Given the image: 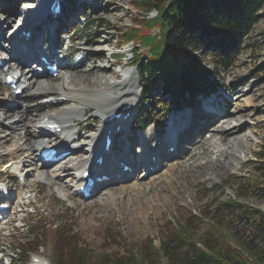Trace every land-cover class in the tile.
Masks as SVG:
<instances>
[{
	"label": "rangeland",
	"instance_id": "1",
	"mask_svg": "<svg viewBox=\"0 0 264 264\" xmlns=\"http://www.w3.org/2000/svg\"><path fill=\"white\" fill-rule=\"evenodd\" d=\"M40 1L41 0H0L1 47L7 44V41L12 33H14L15 28H21V25L24 22V19L28 16L30 10L36 8ZM67 1L68 0H66V10L69 12L70 9L67 6ZM71 1L72 0H69V2ZM74 1L77 5L85 3V7L89 6V11H86L88 12L87 19L83 21L78 18V20L81 21V24L76 26L78 28L77 33L72 35L70 33L69 37L66 36L61 38V40L66 43V47H72L70 55L65 54L66 60H68L66 66L60 70V73L54 79H51L49 76L37 79V85L47 84L52 85V88L62 86L60 85L61 80H65L68 83L70 75H72L75 70H79L76 71L79 77H75L77 79H75V84H73L76 85V81L80 77L85 78V81L81 78L82 83H87L90 78V76L86 74L87 69L90 66L98 65L105 68L107 71L112 69L113 72L117 73L115 78H112V75L109 74L101 75V77H104L102 79L109 78V80L117 83L123 82L125 77L123 74L120 76V70L121 73H124L125 70L136 72L137 86L133 88V91L134 96L137 99V91L140 95V89L137 90V87L139 88V86H141L143 80L141 79L139 70L134 68L131 64V54L129 53L121 59H111L112 61L109 59L111 52H120L126 49H131L132 47L136 53H148L147 47L143 46L138 41H135L126 47H119L116 49L119 40L118 31L131 27L137 16L136 11L132 8V2L134 0ZM20 11L21 13H19ZM80 12H83V10H80ZM259 15V21L254 25L248 37L243 40L241 51L235 57L229 58L226 61H220L212 51L195 53L199 65L208 72V75L211 74L209 75L210 80L214 83L220 82L222 87H227L229 89L231 92L230 97H232L230 101H233L234 93L240 90L243 93V97L238 101V105L244 109V102H253L252 104L258 108V112H256L257 119H253L250 121L251 123H248L249 129L253 131L252 137L256 142L247 153L240 155L238 163H233L232 167H226L224 166L225 161L220 158L215 168L212 170H206V175L204 177H199L197 175L199 171L198 169L193 168L190 169L189 172L187 171L189 170V166H192V161L189 160L190 154L198 151L200 148L201 136L207 135L206 130L203 129L204 126L199 130V124L201 122L204 123V125H207L211 121L207 114L204 113L207 118H205V121L202 119L199 123L197 121L194 122V125L192 126V137L186 141V144L183 145L184 147H181L178 152L173 155L174 158L173 156L169 157V160L172 159L164 162L159 172L149 175L147 181L141 182V178L139 181L136 176H131L125 178L121 182H117L116 184H104L100 187L98 195L96 194L91 200L83 201L78 197L72 196L71 191L69 199L61 200L58 197L59 195L56 190V184L47 187L45 183L36 182L35 178L33 179L31 176L26 178L24 183H22V179L18 180L15 185H9L17 190V198L12 205V207H14V214L10 217L9 222L11 223L3 225L0 228V251L2 253L0 264H5V260H13L14 264H17L16 261L21 255L19 249L22 252L24 249H32V245H29L28 243L33 242L35 239L38 240L39 246L36 250L29 251L28 263L30 262L31 257L38 256L44 258L48 264H56V258L54 259L55 254H57V252L54 251L57 247L55 246V231L58 229L72 230L73 233L77 234L78 237L85 242L96 258H100L104 255L123 254L126 246L129 244H132L136 249H139L148 238L153 239L154 245L157 247L161 242L162 231L167 226V222L174 225L176 223L178 224L182 217H186L191 212L195 216H199L202 214L204 204L213 198L225 199L233 197L235 195V189L231 187L232 179L242 175L251 176L254 168L258 167V163H256L257 153L259 149L264 146V83H262L259 78L261 76L264 77V8L260 11ZM154 16L155 12L149 14V17L151 18ZM98 20H100L102 24L108 23L109 27L102 29L99 28L100 30L98 31V27L94 28V25H92L93 21L97 22ZM43 21L42 18V22ZM151 32L153 35L156 31L152 30ZM102 40H106L107 42L100 44ZM40 41L41 38L40 40H37L38 43H40ZM77 49L80 50L78 51ZM1 51V53H6L8 51L7 46L3 47ZM64 53V51L61 52L63 57ZM32 55L34 56V61H36L35 55ZM3 57L5 56L3 55ZM116 60L119 61L117 62V65H120V68L111 65L112 62ZM167 60L171 65L172 61L169 59ZM9 61L7 62V65L12 66L11 64L9 65ZM80 61L83 62L82 65L80 64ZM161 61L164 63L166 62V60ZM39 68L41 69V66H39ZM107 75L109 76L107 77ZM3 79L4 75L0 72L1 109H5V106H8V104L13 102L12 95L7 97V99L3 98L6 94ZM31 83H33V81H31ZM35 86L36 85H34V87L29 90L28 94L24 95L22 99H17L18 106H20V109H18L20 111L25 112V110L28 109L32 115H38V113H40L38 110L35 111V107L40 106L39 104L41 103L44 104L46 102V97L39 99L36 98V96H31L35 97V100H29L31 97L27 98L28 95H33L34 90L36 89ZM120 86L110 87L106 91L107 94L114 96L115 93L120 94L121 91H123V88H128V90L130 88L129 84L127 85L128 87H126V85ZM247 91H249V93H247ZM58 92L59 91L55 90L50 95L56 104L46 105L45 110L40 113L41 116H35L37 122L44 114H46V112L55 113L69 104V101L65 102L67 104L58 102L60 100ZM152 92L155 93V90ZM208 99L210 98L208 97ZM167 102L168 100H166V103ZM199 102H202V100ZM140 104L141 103H139V105ZM200 105L201 103H199L198 106ZM146 108L147 106H144L141 112L139 110L136 116L134 114L135 120L134 116L131 120V122L134 120L132 125L136 129L140 128L142 119L148 116V113L145 112ZM152 110L154 111L152 113V118L156 121H161L160 111H158V109L154 110L153 108ZM1 112L2 110H0V113ZM246 112L250 115H254L251 109ZM217 113H220V111ZM93 114V109L86 111V113L78 118V120H75L74 122L68 121L65 125L73 128L70 131L73 134L77 127V123L78 125L80 124L81 127L85 126L90 128L92 131L97 127L100 121V119H90ZM199 115L200 114L196 116ZM11 120L12 117L6 118L5 122L7 123H4V125L8 124ZM158 127L160 128V126L154 128L158 130ZM151 128L152 127L149 129ZM3 131L7 130L3 129ZM130 133L132 138L133 136L136 137L140 135V133L134 129L130 130ZM76 136H78L77 138L80 140L84 139L86 136L85 131L80 132ZM195 137H197V140ZM13 140L14 138L4 145H0V179H3L7 184H11V177L13 176L11 172L13 171L15 164L17 165V160L24 157L23 155L25 153V151H22V153L17 152L18 155H9L8 153L9 156H7V153L4 150L11 146ZM120 141L121 139L116 142L115 147L117 150L120 146H123ZM164 146L165 145H163V147ZM191 148L193 151L189 152ZM83 155L84 153L78 154V156ZM115 155L119 157V154ZM32 156L35 158L37 152H34V155ZM76 156L74 158H76ZM29 160L30 159H27V161ZM66 161L67 160L61 161L60 164L56 166L48 167L46 169L48 170L47 172L53 173L55 170L57 171L62 164V168H64ZM145 161V163H149L148 159ZM169 166L175 168V173L172 176H169ZM179 173H182L181 179L177 177ZM129 183H135L140 189L126 190L125 192L116 194V196L108 197V199L104 201L107 198V194L110 193L111 188L121 187L122 185ZM222 183L226 184L223 191L219 193V195L212 193L216 187ZM62 184L67 188L65 181H63ZM204 187L211 191L209 193V198H205V193L199 191ZM164 188L165 191L162 190L160 192V189ZM155 192L157 195L154 194ZM28 196L31 197L29 202L26 201ZM27 202L31 205L32 209L35 210V215H29L30 206H27ZM240 202L244 206H248L247 210L249 211L253 212L258 209L264 211V203L253 194L242 199ZM215 219L210 217L209 222L206 220L199 225L196 230V240L198 243H200L206 231L210 228L209 224H212ZM245 220L247 219L243 218L241 220L236 216L228 215L223 218V230L226 232L225 234L231 237L230 239L236 247H240L241 244L250 241L255 230L252 225V220L248 221L247 224L245 223ZM12 223L13 226L14 224L18 225L20 223L27 224L29 228H31V233L27 235L26 229L14 230ZM243 225L246 226L245 231L243 230L239 232L242 238L241 241L238 242L235 240L232 232L238 229L239 226ZM39 226H43L38 231L41 234V237H36L37 235L34 230ZM106 230H110L112 233H120L121 240L119 244H111V242L106 239ZM21 247L24 248L21 249ZM56 251L58 250L56 249Z\"/></svg>",
	"mask_w": 264,
	"mask_h": 264
},
{
	"label": "trees",
	"instance_id": "2",
	"mask_svg": "<svg viewBox=\"0 0 264 264\" xmlns=\"http://www.w3.org/2000/svg\"><path fill=\"white\" fill-rule=\"evenodd\" d=\"M132 8L137 16L131 27L118 31L119 42L138 41L147 47L148 53H135L134 60L143 80V100L153 108L157 100L165 106L163 101L168 100L167 94L172 98L184 94L185 99L194 97L197 102V96L204 95L201 92L214 90L208 72L199 65L195 53L212 51L220 61L238 55L243 40L259 21L264 0H134ZM151 12L156 14L152 18L149 17ZM92 25L98 27L97 30L109 27L100 20ZM152 30L157 34L152 35ZM163 48L165 63L159 55ZM178 58L186 60L188 66L176 74L169 70L167 59L175 67ZM259 78L264 83V77ZM172 104L180 107L178 99ZM147 113L152 118V114ZM147 124L145 117L141 126L144 128ZM256 163L258 167L251 176L232 179L233 197L213 198L204 204L199 216L191 212L178 224L167 222L157 247L153 239L148 238L139 249L129 244L123 254L96 258L72 230L58 229L55 231L56 264H264V211H249L248 206L240 202L253 194L264 203V146L257 153ZM225 187L222 183L212 193L219 195ZM199 191L209 198L210 189L204 187ZM226 215L245 218L246 224L252 220L255 230L250 241L240 247L233 245L231 237L223 230ZM210 217L216 219L198 243L196 230L204 221L209 222ZM244 225L232 232L238 242L242 238L239 232L245 231ZM42 227L34 230L36 237H41L38 231ZM105 237L115 245L121 240L120 233L110 230H106ZM28 244L33 248L21 251V263L27 262V252L39 246L37 239Z\"/></svg>",
	"mask_w": 264,
	"mask_h": 264
},
{
	"label": "bare ground",
	"instance_id": "3",
	"mask_svg": "<svg viewBox=\"0 0 264 264\" xmlns=\"http://www.w3.org/2000/svg\"><path fill=\"white\" fill-rule=\"evenodd\" d=\"M44 1L45 0H41L39 2V5L36 8H33V10L30 12L31 15L35 14L37 11L42 10L41 7H43ZM59 4H60V16H66L68 13V11L66 10V0H60ZM67 6H68V1H67ZM19 13H21V11ZM43 16L44 14L37 13L32 17V19H30V21L36 22L39 19L43 18ZM25 20L26 18L24 19V21ZM29 25L30 22H27L24 25L22 24L21 28L18 27L15 28L14 33H12V35L9 37L7 44L5 45L7 46L8 49L6 53L5 52L1 53L3 51V50L1 51V49L5 46L3 47L0 46V61L2 60L3 62L4 60H7L8 56L10 59L15 57L21 60L18 65L17 64L14 65L12 62H9V65L11 64L14 66H8V68H4V65L0 64V72H4L5 76L11 73L17 74L18 78L26 77V75H28L26 72L21 71L22 70L21 63L32 61L33 56L32 55H29L27 57L18 56L16 50L13 51L12 46L8 43H10L13 39H15L14 41L18 42L19 45L23 46L24 48H27L30 45H32L36 50H39L40 47L37 44V40H38L37 35L40 32V29H38L36 26H31L29 28L27 32L28 38L26 39L20 38L19 40L17 38V35H20L24 29L28 28ZM14 35L16 36L15 38H13ZM106 42H107L106 40H102L100 44ZM77 50L79 51L80 49ZM39 52L40 55H42V51ZM47 52H51V53L47 54ZM2 54L3 55L6 54L5 57H3ZM46 54L48 56L47 57L48 61L54 60L55 58L54 46L50 45L46 50ZM35 62L37 63V61ZM117 62L119 61L116 60V62H113L111 65H115L116 68L117 66L120 68V65H117ZM66 64L67 62L65 61V63H63V66H66ZM80 64L82 65L83 62L80 61ZM29 69L30 71H32V68ZM76 71L79 70H75V72H73L72 75L74 77L70 75L68 83L65 80H61V84L60 83L59 84L62 86H57L55 87L56 89L52 88L53 87L52 85H47V84L37 85V79H32L28 82H24V84H26V88L22 92L19 98L22 99L24 95H27L29 90L32 89L34 85H36L35 86L36 89L34 90L33 95L32 94L28 95L27 98L31 96H36V98L39 99H41L42 97H46L45 99L46 102L44 104L43 103L39 104L40 106L38 107H35V111L38 110L41 113L43 110H45L46 105L56 104L54 99L51 98L52 96H50L51 93H53L55 90L59 91L58 92V96L60 98V100L58 101L59 103L61 102L63 104H67L65 102L69 101L68 102L69 104L66 107L61 108L55 113L46 112V114H44L42 118L38 120V122L35 120V116L40 117L41 114L38 113V115H32V113L30 114V111L28 109H26L25 112L20 111L19 110L20 106H18L17 98L14 97V95H13V102H11L10 104V109L7 108V106H5V109H1L0 107V110H2V112L0 113V145H4L5 143L9 142L11 139L14 138V140L11 143V146L6 148V150L4 151L6 153L16 154V155H18L17 152L22 153V151L23 152L25 151L23 155L24 157L19 159V163L15 167L21 166V164L27 162V159H30L31 165L30 166L27 165L24 169L27 178H29V176L33 177V179L41 178V182L45 183L47 187L52 184L54 185L56 184L55 185L57 188L56 190L61 199L64 198L69 199V197L71 196V192L70 191L68 192L67 190L68 188H66V186H64L62 182L65 181L66 179L67 180L76 179L77 181H79L80 176L86 170L85 167L88 162L94 163L95 160H97V163L103 165L104 162H110L112 159L115 160L116 164H119L120 161H124L127 164L130 162V158H127L128 156L125 157L121 156V154L115 147L116 142H118V140L121 139L120 142L123 146L125 143H127L125 148L127 151L126 154H128V152L132 148L133 143L135 141H139V136L136 137L133 136L132 138L130 133V130L133 129L132 122L134 121L133 120L131 122V120L134 116L133 112L136 110V108L133 109L132 114L131 112H129L126 115V117H124L119 121L117 125L120 126L118 131L111 132L108 134H106V132H101V130L103 129L107 130L108 126H110L109 124L107 126L103 125L102 122L104 118H107L110 114L115 112L116 109L124 105L130 104L132 105V107H134V100L136 99V97L134 96L133 88L137 86L136 84L137 73L132 70H125L124 73L122 72V74L125 76L124 81L117 83L115 81L113 82L112 80H109V78L102 79L104 77L103 76L101 77V75L109 74L112 75L111 76L112 78L113 77L115 78L117 75L116 72H113L112 69L110 71H107L105 68H102L98 65L96 66L94 65V66H90L86 71V74L90 76L89 81L87 83H82L81 78L83 77H80L77 80L78 82L76 81V85H74L75 84L74 81L75 79H77L75 77L77 76L79 77ZM109 75H107V77ZM44 76H45V72L41 74V77ZM83 79L85 81V78ZM31 81H33V83H31ZM128 84L130 85L129 90L128 89L125 90V88H123L124 91H121L119 95L115 94L114 96H111L106 92L110 87L120 86V85L124 86ZM226 89L228 90L227 95H230L231 92L227 87ZM5 91L6 94L3 96V98L5 99H7V97L13 94L11 91L7 89H5ZM247 93H249V91H247ZM63 97H65L64 101L62 100ZM208 97L209 96L202 94L197 96L198 98L197 104L199 105V103H201L204 109L202 112V117L200 119H195L193 114L194 108L188 105H185L178 112L173 113L172 118L175 119L172 121V123L174 124V126L175 124H177L176 130L178 131L181 128L187 129L189 135L182 136L180 133H178L176 134L172 142L169 143V140H167L166 142L163 141L161 134L164 133L161 130L159 129L156 130L154 127L149 129L151 126L148 127L149 130L147 129L148 131L146 130L147 132L145 131L146 134H143V136L150 137L154 135L155 137H157V139L155 142L156 144L155 143L153 145L150 144L141 148L143 149V155H144L143 161L147 159L149 160V163H147V166L144 167L143 171L141 172V175L139 176L141 178V182L147 181L149 178L148 176L152 174L150 173L151 172L149 169L150 167L155 169L156 172L158 168L159 170L161 169L162 166V165L160 166L161 158L166 157L167 158L166 160L168 161L169 157H172L178 152V150L181 147H184L183 145L186 144V141L192 137L193 134L192 126L194 125V122L197 121L199 123L202 119L205 121V118H207V116L211 119V121L207 125L206 124L204 125V123L202 122L199 124V130H201L204 126L203 129L206 130L207 135L201 136L200 148L198 149V151L190 154L189 160L192 161V166H189L188 168L189 170H187L188 172L190 171V169L195 168L199 170L197 175L199 177H204L206 175V170H212L213 168H215L220 158L225 161L224 166L232 167L233 163L239 162L240 155L247 153L250 150V148L254 145L256 140H254L252 137L253 131H251L248 127V123H251L250 122L251 120L257 119L256 112H258V108H256L252 104L253 102L252 103L244 102L243 105L244 109L240 105H238V101L241 100V97H243V93L240 90L234 93L233 101L231 102L226 98V96H222V101L219 102L218 106L215 104V102H213L212 98L208 99ZM32 99L35 100V97H31L29 100ZM201 100L202 102H199ZM92 109L94 114L90 119H100V121L94 130L90 131V133L85 134L86 136L84 137V139L80 140L75 136V134H73L72 132H70V130H68L69 126L65 125V123L68 121L74 122L75 120H78V118L84 115L86 111ZM250 109L252 110L254 115H250L246 112L249 111ZM218 111H220V113H217ZM204 113H206L207 116ZM9 117H12V120L8 124L4 125V123H7L5 122V119ZM52 123H56L63 126V130L60 134L50 135L52 139L46 140L43 134L52 131V129L49 126ZM166 125H168V120H166ZM78 127L81 126L80 124L78 125L77 123V128ZM3 129H6L7 131H3ZM104 137H108L110 139V144L106 150L107 155L101 153L104 147V145L102 147V140H104ZM143 139L146 140L145 138ZM157 143L162 144L161 149L157 148ZM59 144H62L64 146L59 147ZM53 145H57L58 149L63 150L62 152L66 153L71 151V153L73 154L65 158V159L68 158V160L66 161V165L64 166V168H62L63 166L61 165L58 171H56L55 173H48L47 172L48 170H46L45 166L39 167L40 163L39 162L37 163L36 158H33L32 155H34V152L39 153L44 148H52ZM163 145L165 146L163 147ZM101 147H102L101 152H98L100 151ZM169 147L172 148V151L169 153L165 152L164 150L168 149ZM148 150L153 154L159 151L156 153L153 163H151V158L148 157ZM191 151H193L192 148L189 152ZM80 153H84V155L78 156V154ZM115 154H119V157L116 156ZM75 156L76 158H74ZM89 156L91 157V160H87ZM56 164H60V163L57 162ZM127 166L129 170L125 173L120 174L119 180L128 176H132L138 169V165L135 164L134 162L127 164ZM169 167H170L169 176H172L175 173V168L171 166ZM114 170L115 168H112L109 169L108 171L104 170V172L101 173V174H105L107 178L105 181L101 183L95 182L93 184L91 190L92 194L93 193L98 194L100 187L104 184L105 185L116 184L117 179L114 175ZM144 171L146 172L145 174ZM61 173L63 174V176L59 177ZM177 177L181 179L182 173H179ZM82 184L83 183H80V185ZM169 184H170V180H169ZM138 189H140V187H138L135 183H129L122 185L121 187L111 188L110 193L107 194V198L104 201H106L108 197L114 195L116 196V194L120 192H125L126 190H138ZM162 190L165 191V188L160 189V192ZM154 194L157 195L156 192ZM72 196L78 197L73 193V191H72ZM94 196H92L91 199ZM88 200L90 199H87V201Z\"/></svg>",
	"mask_w": 264,
	"mask_h": 264
}]
</instances>
